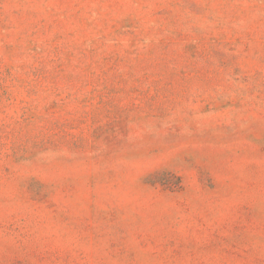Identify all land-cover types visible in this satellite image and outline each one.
Returning a JSON list of instances; mask_svg holds the SVG:
<instances>
[{
	"label": "rangeland",
	"instance_id": "374dc122",
	"mask_svg": "<svg viewBox=\"0 0 264 264\" xmlns=\"http://www.w3.org/2000/svg\"><path fill=\"white\" fill-rule=\"evenodd\" d=\"M0 264H264V0H0Z\"/></svg>",
	"mask_w": 264,
	"mask_h": 264
}]
</instances>
